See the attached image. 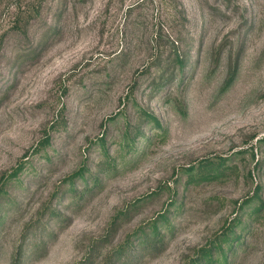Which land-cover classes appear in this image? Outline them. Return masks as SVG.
Segmentation results:
<instances>
[{"label":"rangeland","instance_id":"obj_1","mask_svg":"<svg viewBox=\"0 0 264 264\" xmlns=\"http://www.w3.org/2000/svg\"><path fill=\"white\" fill-rule=\"evenodd\" d=\"M33 1L0 0V264H192L235 217L222 264H264V0H40L21 34Z\"/></svg>","mask_w":264,"mask_h":264},{"label":"trees","instance_id":"obj_2","mask_svg":"<svg viewBox=\"0 0 264 264\" xmlns=\"http://www.w3.org/2000/svg\"><path fill=\"white\" fill-rule=\"evenodd\" d=\"M39 7H40V0H34L33 3H31L30 5V9L28 11L26 10L29 14L19 13L16 15L14 23H13V28L16 29L21 34L23 33L27 34V31H28L27 27L31 24V20L35 19L40 14ZM55 32H56V29H55ZM169 65L171 67L174 65H177V66H180L181 68H184L186 66L184 55L176 52L173 58H171ZM165 69L169 70V67ZM231 81L232 79L230 80V82ZM163 84H165V82L161 83V85L158 84V85L152 86V89L160 88L162 87ZM141 114L143 118H145L146 122H148V124L154 123V124L160 125L159 118L156 117L151 112H149L148 110L142 109ZM141 125L142 124H140V126ZM139 127L137 128L136 133L134 135H131V133L127 132L125 136V140L127 142L126 145L129 149L133 148L134 140L136 139L137 136H139V134L142 133ZM100 140L103 143L105 142V138H102ZM226 160H227L226 158H222V157H220L217 160L206 159L198 163L197 165H191L187 167L186 170L190 172L189 182H200L210 177H218V176L220 177L223 174L224 163L226 162ZM82 172H83V169L74 172L72 175H70L69 179L72 180L73 182L76 175L84 176ZM71 186H73V183ZM261 189L262 188H259L258 193L254 195L255 197L260 198L259 192ZM72 192L75 195L80 193V191L77 189H73ZM248 201L251 202V200L248 199L246 200V204L249 203ZM263 207H264V200H260L257 204L252 206L251 211L255 212L256 214H259ZM160 216L163 218H166V216L164 215H160ZM239 222H240V218L235 217L230 222V225L225 228V231L217 237V239H215L214 241L212 240L208 245L204 246L199 251V255L196 257V259L193 260L192 264H222L223 262L227 263L229 250L231 252L234 248L232 247V244H230L231 240L240 238L239 234L235 233V235H233ZM155 224L156 222H154V228H156ZM240 244L241 243H239V245ZM17 254L18 255L20 254L19 249L17 251ZM17 258L18 257H16V259Z\"/></svg>","mask_w":264,"mask_h":264}]
</instances>
